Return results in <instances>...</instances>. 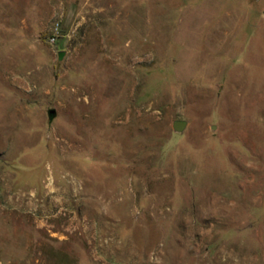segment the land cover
I'll return each mask as SVG.
<instances>
[{"label":"rangeland","instance_id":"obj_1","mask_svg":"<svg viewBox=\"0 0 264 264\" xmlns=\"http://www.w3.org/2000/svg\"><path fill=\"white\" fill-rule=\"evenodd\" d=\"M0 264H264V0H0Z\"/></svg>","mask_w":264,"mask_h":264},{"label":"water","instance_id":"obj_2","mask_svg":"<svg viewBox=\"0 0 264 264\" xmlns=\"http://www.w3.org/2000/svg\"><path fill=\"white\" fill-rule=\"evenodd\" d=\"M55 114V109L54 108H49L48 109V115L52 117ZM187 121L185 119H175L172 122L173 128L177 131H181L184 129L186 126Z\"/></svg>","mask_w":264,"mask_h":264},{"label":"built area","instance_id":"obj_3","mask_svg":"<svg viewBox=\"0 0 264 264\" xmlns=\"http://www.w3.org/2000/svg\"><path fill=\"white\" fill-rule=\"evenodd\" d=\"M57 25H58V23L56 22V24H55V29L58 27ZM55 37H56V36H55V33L53 32V33L49 36V39H50V40H54Z\"/></svg>","mask_w":264,"mask_h":264},{"label":"trees","instance_id":"obj_4","mask_svg":"<svg viewBox=\"0 0 264 264\" xmlns=\"http://www.w3.org/2000/svg\"><path fill=\"white\" fill-rule=\"evenodd\" d=\"M61 54H62V52H61Z\"/></svg>","mask_w":264,"mask_h":264}]
</instances>
